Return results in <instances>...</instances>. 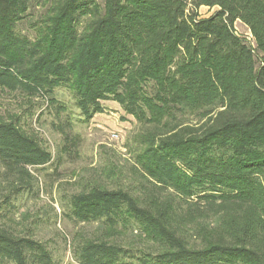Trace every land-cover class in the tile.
<instances>
[{
    "label": "trees",
    "instance_id": "trees-1",
    "mask_svg": "<svg viewBox=\"0 0 264 264\" xmlns=\"http://www.w3.org/2000/svg\"><path fill=\"white\" fill-rule=\"evenodd\" d=\"M37 4L45 12L30 39L17 26ZM200 7L216 11L201 18ZM59 90L81 123L113 102L140 129L126 145L136 190L89 184L64 194V215L153 244L85 239L77 264H264V0H0V92L19 94L27 115L32 99L45 104L72 155L81 136ZM21 121L0 118V218L20 193H38L29 168L53 161ZM0 264L58 263L0 226Z\"/></svg>",
    "mask_w": 264,
    "mask_h": 264
},
{
    "label": "rangeland",
    "instance_id": "rangeland-1",
    "mask_svg": "<svg viewBox=\"0 0 264 264\" xmlns=\"http://www.w3.org/2000/svg\"><path fill=\"white\" fill-rule=\"evenodd\" d=\"M215 11L216 8L200 7L197 12L201 18H207ZM44 12L41 5H34L27 17L18 24L17 31L33 39L35 26ZM233 29L249 46L255 47L243 23L235 21ZM56 96L70 103L72 131L81 136V143L72 155L63 151L62 136L53 125L59 124V120L46 109L45 104L39 110L38 101L32 99L33 114L27 115L24 113L27 105L20 104L24 101L19 94L0 92V118L20 114L22 124L26 123L28 130L38 135L42 146L53 158L49 165L29 168L34 192L38 193L22 192L17 195L14 205L10 207L11 215L1 217L0 226L8 227L18 235H31L41 241L58 264H77L73 248L85 239L106 240L125 248L146 250L153 244L138 230L110 228L95 222L77 223L70 221L61 208L64 194L79 192L89 184L120 187L133 192L136 190L139 177L132 167L126 145L132 144L139 133L138 124L132 117L125 116L113 102H104L102 114L95 115L88 123H81L79 113L73 108L67 93L59 90ZM5 180L6 177L0 178V194L8 187ZM189 241L193 244L195 240L191 238Z\"/></svg>",
    "mask_w": 264,
    "mask_h": 264
}]
</instances>
